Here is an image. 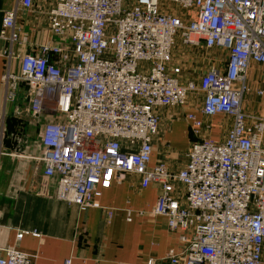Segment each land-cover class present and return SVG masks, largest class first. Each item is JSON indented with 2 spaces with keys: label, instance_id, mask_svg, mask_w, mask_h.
I'll return each instance as SVG.
<instances>
[{
  "label": "built area",
  "instance_id": "built-area-1",
  "mask_svg": "<svg viewBox=\"0 0 264 264\" xmlns=\"http://www.w3.org/2000/svg\"><path fill=\"white\" fill-rule=\"evenodd\" d=\"M46 1L49 32L62 43L20 56L19 74L9 55L0 81L4 104H14L24 88L26 106L15 108L17 117L45 120L37 160L56 179L55 199L81 211L99 207L96 199L111 181L135 176L142 188L160 185L151 213L166 219L181 245L167 253L169 264H264V116L243 108L251 64L264 67V0ZM15 18L16 10L5 12L0 30L11 44L26 41ZM178 37L224 50L225 67L181 84L180 68H168ZM198 93L202 114L232 118L228 134L220 142L201 138V122L188 115L198 140L184 167L150 166L155 110L184 107ZM254 94L262 98L264 90ZM176 184L183 186L180 198ZM0 264L34 263L8 246L0 249Z\"/></svg>",
  "mask_w": 264,
  "mask_h": 264
},
{
  "label": "crops",
  "instance_id": "crops-1",
  "mask_svg": "<svg viewBox=\"0 0 264 264\" xmlns=\"http://www.w3.org/2000/svg\"><path fill=\"white\" fill-rule=\"evenodd\" d=\"M17 2L0 0V30L4 13L16 10L15 27L26 41L11 44L0 39V80L9 55L12 72L19 74L20 56L34 52L41 44L62 43L49 32L50 4L46 0H32L29 10ZM176 12L183 18L191 15L184 10ZM171 51L168 68H180L181 84L225 67L227 54L220 48L182 44L178 37ZM248 82L251 92L245 97L244 111L264 116V97L254 94L256 88L264 90V67L252 63ZM3 96L0 81V249L15 247L34 264H62L67 258L73 264H169L167 253L180 251L181 245L176 234L168 231L166 219L151 213L160 185L142 188L135 176H127L121 183L113 180L96 199L99 207L84 211L56 200V179L45 176L43 164L37 160L42 155L41 125L45 120L15 115L16 107L24 110L26 106L22 85L14 104H4ZM202 96L189 94L184 107L155 110L159 124L150 166L162 164L174 172L184 167L190 143L198 140L188 115L201 122V138L224 140L232 118L202 114ZM175 190L180 198L183 186L176 184ZM24 231L28 234L17 241L16 235Z\"/></svg>",
  "mask_w": 264,
  "mask_h": 264
},
{
  "label": "rangeland",
  "instance_id": "rangeland-1",
  "mask_svg": "<svg viewBox=\"0 0 264 264\" xmlns=\"http://www.w3.org/2000/svg\"><path fill=\"white\" fill-rule=\"evenodd\" d=\"M54 38H56V39H57V37H54Z\"/></svg>",
  "mask_w": 264,
  "mask_h": 264
}]
</instances>
